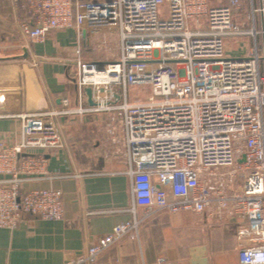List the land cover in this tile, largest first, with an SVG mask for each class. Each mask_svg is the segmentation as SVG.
Returning a JSON list of instances; mask_svg holds the SVG:
<instances>
[{"label": "built area", "instance_id": "built-area-1", "mask_svg": "<svg viewBox=\"0 0 264 264\" xmlns=\"http://www.w3.org/2000/svg\"><path fill=\"white\" fill-rule=\"evenodd\" d=\"M13 3L21 14L15 29L27 42L76 31L78 83L91 88L95 105L72 113L80 123L87 112L106 116L109 142L131 183L133 219L69 264H94L124 236L138 237L142 221L159 212L207 213L232 225L239 264H264V0ZM240 39L247 41L229 55V44ZM95 40L117 41L118 55L85 59L83 45ZM134 86L150 87L151 95L131 102ZM19 90L0 85V118L20 123L13 144L0 147V172L8 176L0 180V228L6 230L16 229L23 214L64 218L62 190L23 192L44 165L30 153L64 148L58 122L64 112L17 110L12 91ZM222 169L245 175L242 189L228 194L235 176L228 182L217 173Z\"/></svg>", "mask_w": 264, "mask_h": 264}, {"label": "crops", "instance_id": "crops-1", "mask_svg": "<svg viewBox=\"0 0 264 264\" xmlns=\"http://www.w3.org/2000/svg\"><path fill=\"white\" fill-rule=\"evenodd\" d=\"M216 4L226 5L227 0ZM18 18L13 0H0V85L20 89L12 91L17 110L64 112L58 121L64 148L30 153L41 157L44 165L27 178L23 192L62 190L64 218L45 221L23 214L16 229L0 228V264H69L84 256L97 238L133 219L131 183L123 157L114 154L116 148L109 142L106 116L87 112L80 123L72 113L79 106L92 107L86 88L78 83L76 31L53 32L45 42L31 43L18 35ZM83 46L88 50L87 43ZM83 57L103 61L102 55L89 51ZM19 131L17 119L0 118V147L12 145ZM94 138L100 144L92 143ZM6 177L0 172V180ZM137 213L141 217L144 210ZM137 234L124 236L94 264H198L192 256H198L197 248L206 249V264H239L235 227L218 224L207 213L159 212L144 219Z\"/></svg>", "mask_w": 264, "mask_h": 264}, {"label": "rangeland", "instance_id": "rangeland-1", "mask_svg": "<svg viewBox=\"0 0 264 264\" xmlns=\"http://www.w3.org/2000/svg\"><path fill=\"white\" fill-rule=\"evenodd\" d=\"M209 1L210 3H212V5H217L216 3H219L223 0H209ZM165 9L166 8L163 7V11ZM191 24L193 26V23ZM246 41H247L246 39H240L239 41H234L230 43L228 47L229 55L234 56V54L240 51L239 49L241 48V44H245ZM87 48L88 50L84 48L83 53L85 51L86 52L89 51L90 55H94V56L102 55L103 61L109 58L113 59V57H116L118 55V43L115 40H107V43L105 44V46L103 45V42L101 41H97V40L91 41L88 44ZM150 95H151V90H150V87L148 86H134V87L129 88V99L131 102H134L136 100L146 99ZM91 142L94 144L99 143V141H97L95 138L91 140ZM105 143L107 144V140H105ZM232 172H233L232 169H222V170L217 171L218 174L226 175L224 179L228 180V182L230 181L231 177L235 176V175H232ZM244 177L245 175H241L240 173H238L233 179L231 178L232 186L227 189V193L231 194L237 190L242 189Z\"/></svg>", "mask_w": 264, "mask_h": 264}, {"label": "water", "instance_id": "water-1", "mask_svg": "<svg viewBox=\"0 0 264 264\" xmlns=\"http://www.w3.org/2000/svg\"><path fill=\"white\" fill-rule=\"evenodd\" d=\"M28 55L25 54L24 58H27ZM86 93L87 96L89 98V103L91 106H94V102H93V94H92V90L91 88H86ZM197 252H198V256L197 255H192L194 258L193 263L197 262L198 264H206L207 263V259L204 257V253L206 252L205 248H197Z\"/></svg>", "mask_w": 264, "mask_h": 264}]
</instances>
